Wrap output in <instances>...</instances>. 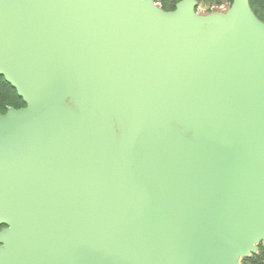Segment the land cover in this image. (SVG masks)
Wrapping results in <instances>:
<instances>
[{"label": "water", "instance_id": "95a60500", "mask_svg": "<svg viewBox=\"0 0 264 264\" xmlns=\"http://www.w3.org/2000/svg\"><path fill=\"white\" fill-rule=\"evenodd\" d=\"M147 1L0 0V75L27 105L0 116V187L20 188L0 264H146L143 220L168 264H224L189 223L264 231V27L247 0L207 24Z\"/></svg>", "mask_w": 264, "mask_h": 264}, {"label": "rangeland", "instance_id": "374dc122", "mask_svg": "<svg viewBox=\"0 0 264 264\" xmlns=\"http://www.w3.org/2000/svg\"><path fill=\"white\" fill-rule=\"evenodd\" d=\"M147 2L149 9L154 15H168L174 13L178 9L180 4L186 2L190 5L193 20L200 24H207L213 19L228 20L229 12L232 8L234 0H174L169 1L166 4H163L161 0H148ZM247 7L254 20L260 26L264 27V10H262L260 15H255L249 9V1H247ZM0 79V116L6 118L14 110L17 111L26 109V103L23 102L21 97L17 96L16 91L2 85L4 83V78ZM255 140H251V148L252 145L256 142ZM251 148L247 147V149L245 150L244 159L242 158V161L235 162L234 172L237 177L234 183H236V189L238 188V184L244 181L243 164H245L244 162L249 159L248 149ZM242 155L243 153L241 154V156ZM241 156L239 155V157ZM232 185L234 186V184ZM5 192V186L0 187V196ZM11 227L12 226L8 224L0 223V250L4 252H9L10 249L1 241V236L6 231H9ZM147 232L148 230L143 220V222L140 223V225H138L134 230H131L127 233L128 243L131 245L133 250L140 255L141 259L146 264H168L164 260L163 255L157 254L155 252L153 245L148 241ZM215 235L216 236L213 237V242L210 244V246L212 247L215 243L217 245L221 244V242L223 241L222 243L225 247V252H221V254H223L224 256L220 261H218V263L222 262L224 264H253L250 261L245 260L246 257L251 256L252 254H256L258 255V257L262 258L264 257L262 254V252L264 251V237L257 239L254 243H252V246L250 248L245 251H241L240 253L239 246L236 244L235 238L230 237L229 240L228 238L222 240L223 230L221 229H219L217 234Z\"/></svg>", "mask_w": 264, "mask_h": 264}, {"label": "bare ground", "instance_id": "6f19581e", "mask_svg": "<svg viewBox=\"0 0 264 264\" xmlns=\"http://www.w3.org/2000/svg\"><path fill=\"white\" fill-rule=\"evenodd\" d=\"M242 153L243 152L239 153V155L241 156ZM236 160H238V161L241 160V157L236 156ZM4 186L6 189L5 194L17 195L19 193V190H20L19 186L11 187L7 184H5ZM214 218H215V214L203 213V214L199 215V221L198 222L188 224V226H193L195 228H202L203 227V228L207 229L206 235L208 237V240L202 245V247L205 251L212 250V247L210 246V244L213 242L212 239L214 236H216L215 234H217V232H218V230H215L212 233V231L209 230V228L211 226V222ZM245 220H246V226L248 228L247 234H244L243 231H239L238 236H237L238 238H235V240H236L235 242L239 246L240 253H241V251H245L248 248H250L252 246V243H254L257 239L264 237V231L261 230V223H256L255 220L251 217H245ZM11 226L12 227L10 228L9 233H11L15 229H17V227H19L18 225H11ZM219 227H221V226H219ZM230 237H233V236H228L227 237L228 240L230 239ZM226 250H227V247H226ZM4 254L6 257H12L15 255V253L12 250H10L9 252H4ZM223 256L224 255L220 253L218 255V257L216 258L215 262L218 263V261H220L223 258Z\"/></svg>", "mask_w": 264, "mask_h": 264}, {"label": "trees", "instance_id": "16d2710c", "mask_svg": "<svg viewBox=\"0 0 264 264\" xmlns=\"http://www.w3.org/2000/svg\"><path fill=\"white\" fill-rule=\"evenodd\" d=\"M163 4L168 3L169 1H174V0H161ZM213 1H217V0H213ZM249 1V9L251 10V12H253L255 15H260L262 10H264V0H247ZM0 78H4L2 77V75H0ZM1 80V79H0ZM4 83L2 85L13 89L14 91H16L5 79H3ZM18 96V95H17ZM263 256H264V251L262 252ZM245 260L250 261L253 264H264V257H258V255L256 254H252L251 256L246 257Z\"/></svg>", "mask_w": 264, "mask_h": 264}, {"label": "built area", "instance_id": "2783aa9c", "mask_svg": "<svg viewBox=\"0 0 264 264\" xmlns=\"http://www.w3.org/2000/svg\"><path fill=\"white\" fill-rule=\"evenodd\" d=\"M156 4H158V3H156Z\"/></svg>", "mask_w": 264, "mask_h": 264}]
</instances>
